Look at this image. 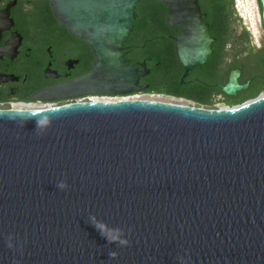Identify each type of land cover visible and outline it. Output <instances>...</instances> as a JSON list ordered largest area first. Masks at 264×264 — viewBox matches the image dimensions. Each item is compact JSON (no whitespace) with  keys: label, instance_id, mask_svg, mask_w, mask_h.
<instances>
[{"label":"water","instance_id":"obj_1","mask_svg":"<svg viewBox=\"0 0 264 264\" xmlns=\"http://www.w3.org/2000/svg\"><path fill=\"white\" fill-rule=\"evenodd\" d=\"M49 1L95 61L64 87L78 94L42 100L149 88L123 48L142 0ZM159 2L185 78L212 53L209 29L199 0ZM0 264H264V97L0 109Z\"/></svg>","mask_w":264,"mask_h":264},{"label":"flooded vegetation","instance_id":"obj_2","mask_svg":"<svg viewBox=\"0 0 264 264\" xmlns=\"http://www.w3.org/2000/svg\"><path fill=\"white\" fill-rule=\"evenodd\" d=\"M163 5L168 12V6ZM199 7L212 39V53L204 65L184 78L175 42L182 32L168 26V36L161 38L160 46L173 47V74L182 82L201 84L208 104L200 105L208 109H234L264 97L261 0H199ZM259 13L256 27L253 17ZM137 18L123 45L124 60L146 65L149 73L140 80L144 86L157 50H152L148 39L134 34ZM94 61L91 47L61 25L49 0H0V103H40L42 99L76 95L79 90L64 87L90 72ZM229 84L234 88L232 94L225 92Z\"/></svg>","mask_w":264,"mask_h":264},{"label":"trees","instance_id":"obj_3","mask_svg":"<svg viewBox=\"0 0 264 264\" xmlns=\"http://www.w3.org/2000/svg\"><path fill=\"white\" fill-rule=\"evenodd\" d=\"M137 12L138 18L135 21L134 34L148 39L152 50L153 48L157 50L153 57L154 66L151 74L143 80V83L149 86L144 92L166 93L199 104H208L204 99L205 88L201 84L187 80L182 82L173 74V47L171 45L160 46L161 38L168 36L167 7L159 0H142L138 4Z\"/></svg>","mask_w":264,"mask_h":264},{"label":"built area","instance_id":"obj_4","mask_svg":"<svg viewBox=\"0 0 264 264\" xmlns=\"http://www.w3.org/2000/svg\"><path fill=\"white\" fill-rule=\"evenodd\" d=\"M106 98H108V97H100V96L91 97L90 96V97H82V98H78V99H67L64 101H44V102H40V103H35V102H31V101H29V102L10 101V102L5 103V104L0 103V109H27V110L47 109V108L56 107V106H60V105H64V104H68V103H72V102L93 101V100H101V99H106ZM121 99H135V97L128 96V97H122ZM102 101H106V100H102Z\"/></svg>","mask_w":264,"mask_h":264},{"label":"rangeland","instance_id":"obj_5","mask_svg":"<svg viewBox=\"0 0 264 264\" xmlns=\"http://www.w3.org/2000/svg\"><path fill=\"white\" fill-rule=\"evenodd\" d=\"M259 14H257L256 16L253 17V19H254L253 21L255 22L256 27H257V25L259 26V21H260V15ZM130 96L135 97V99L138 98V99L155 100V101H161V102H168V103H174V104H181V105H188V106L205 108L202 105H200V104H198L192 100H188V99H185L182 97H177V96H173V95L166 94V93H160V92H142V93L130 95ZM100 97H108L106 99H101V100L114 101V100H119L124 96H100ZM125 97H128V96H125ZM205 109H208V108H205Z\"/></svg>","mask_w":264,"mask_h":264},{"label":"bare ground","instance_id":"obj_6","mask_svg":"<svg viewBox=\"0 0 264 264\" xmlns=\"http://www.w3.org/2000/svg\"><path fill=\"white\" fill-rule=\"evenodd\" d=\"M254 2V1H253ZM250 3H252V2H250ZM255 4V3H254ZM253 6V5H252ZM256 6V5H255ZM248 9V8H247ZM244 11H246V10H244ZM248 11L250 12L251 11V8H249L248 9ZM260 15V14H259ZM259 18V17H258ZM253 24H254V22H253ZM155 101V100H154ZM174 104V103H173Z\"/></svg>","mask_w":264,"mask_h":264},{"label":"clouds","instance_id":"obj_7","mask_svg":"<svg viewBox=\"0 0 264 264\" xmlns=\"http://www.w3.org/2000/svg\"><path fill=\"white\" fill-rule=\"evenodd\" d=\"M58 187L63 188L64 185L61 183V184L58 185Z\"/></svg>","mask_w":264,"mask_h":264}]
</instances>
